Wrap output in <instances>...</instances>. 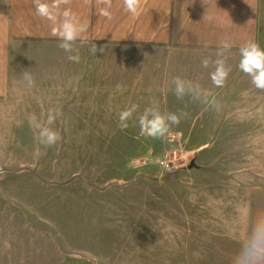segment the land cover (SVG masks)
I'll return each mask as SVG.
<instances>
[{
	"label": "crops",
	"instance_id": "1",
	"mask_svg": "<svg viewBox=\"0 0 264 264\" xmlns=\"http://www.w3.org/2000/svg\"><path fill=\"white\" fill-rule=\"evenodd\" d=\"M0 111H14L15 127L100 129L67 143L200 145L192 168L141 186L133 171L113 192L116 154L86 175L68 166L59 202L25 200V185L3 183L35 230L1 231L0 264L142 262L131 245L143 188L144 264H264V0H0ZM144 127L159 135H131ZM2 153L0 170L16 179L56 168ZM108 203L131 213L112 226L130 255L72 240L98 228L87 216L77 226V208Z\"/></svg>",
	"mask_w": 264,
	"mask_h": 264
},
{
	"label": "rangeland",
	"instance_id": "2",
	"mask_svg": "<svg viewBox=\"0 0 264 264\" xmlns=\"http://www.w3.org/2000/svg\"><path fill=\"white\" fill-rule=\"evenodd\" d=\"M16 114L12 112L0 111V140H3L5 144H0V150L3 146H6L9 150L2 153L4 156L25 154L27 156H39L48 157L52 160L54 167L52 169L51 176H37L39 181H33L30 178H14L11 175H7L6 172L0 170V232H13L23 230V222L26 224L27 231L35 230L33 226L26 221L29 217L28 213L21 207H18L14 202L13 197L7 192L3 191V183L13 185H25L20 191L19 195L25 200L38 199L42 203L49 202L48 197H53V201H61L66 199L65 194L55 197L54 190L60 186H67L73 181V177L68 174V166L70 168L75 167L79 173L87 174L91 170L93 164L94 167H103L105 163L109 162V159L105 161L103 159L112 156L113 154L123 156L122 160L113 161L120 164V170L116 173L120 178L109 179L105 186L107 191H117L121 186L128 185L129 173H137V180L134 183L144 185L146 179L151 177H157L158 174L163 175L165 172L157 165V160L165 157L166 155L176 152L178 160L174 170H186L188 165L193 164L196 149L200 145L192 144H136V145H108V144H96V143H67L64 141L76 140L79 138L95 139L101 135L98 128L91 129H67V128H37V127H15L13 123H16ZM157 129L144 127L132 130L131 135H146L155 138L159 134H156ZM149 139V138H148ZM46 140L51 141V144H45ZM44 142V143H43ZM10 143V144H9ZM8 144V145H7ZM24 147V151L21 148ZM50 147V149L48 148ZM4 148V147H3ZM254 149V148H253ZM251 150V153H256ZM91 158V159H89ZM41 159V158H40ZM38 159V161L40 160ZM57 170V172H56ZM66 171V172H65ZM182 173V172H181ZM22 175V174H19ZM184 178L188 176L181 175ZM49 179V181L47 179ZM81 181L84 176L80 174L76 177ZM192 179V176L190 177ZM177 179V177H174ZM151 180V179H150ZM89 182L83 180V184L89 186ZM28 184V185H27ZM27 185V186H26ZM137 204L136 209L133 208L132 216H137L139 222L133 223L132 227V245L131 249L135 256H142L143 261H137L136 264H144V249L145 241L140 239L144 233V216H145V192L137 189ZM71 200L78 201V198L68 196ZM129 208V207H128ZM131 213H122L121 207L108 203L107 206H96L92 209L77 208L76 213L72 220L81 226L79 223L82 218L96 217L98 219V228L95 231L96 238L93 239V235L90 233H74V240L79 243L81 249H90L96 252L105 253L109 256L126 254L130 255V249H128V242L125 244L121 242L118 235L114 234L112 226L116 219L125 218L121 215L129 216ZM2 217H5L10 224H1ZM104 227V229H103ZM4 229V230H2ZM139 238V239H138Z\"/></svg>",
	"mask_w": 264,
	"mask_h": 264
},
{
	"label": "built area",
	"instance_id": "3",
	"mask_svg": "<svg viewBox=\"0 0 264 264\" xmlns=\"http://www.w3.org/2000/svg\"><path fill=\"white\" fill-rule=\"evenodd\" d=\"M178 160L176 152H172L165 157H162L157 160V165L165 172H171L174 170V166H176V162Z\"/></svg>",
	"mask_w": 264,
	"mask_h": 264
},
{
	"label": "water",
	"instance_id": "4",
	"mask_svg": "<svg viewBox=\"0 0 264 264\" xmlns=\"http://www.w3.org/2000/svg\"><path fill=\"white\" fill-rule=\"evenodd\" d=\"M193 167V164H190V165H188V169H190V168H192Z\"/></svg>",
	"mask_w": 264,
	"mask_h": 264
}]
</instances>
